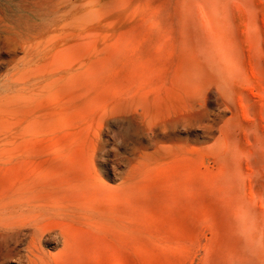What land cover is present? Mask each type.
<instances>
[{
	"label": "rangeland",
	"instance_id": "rangeland-1",
	"mask_svg": "<svg viewBox=\"0 0 264 264\" xmlns=\"http://www.w3.org/2000/svg\"><path fill=\"white\" fill-rule=\"evenodd\" d=\"M29 196L67 210L36 264H264V0H0V203Z\"/></svg>",
	"mask_w": 264,
	"mask_h": 264
},
{
	"label": "bare ground",
	"instance_id": "bare-ground-1",
	"mask_svg": "<svg viewBox=\"0 0 264 264\" xmlns=\"http://www.w3.org/2000/svg\"><path fill=\"white\" fill-rule=\"evenodd\" d=\"M42 197L39 199H32L29 196L27 198L30 199L18 198L10 202L0 203V264H5L12 258H17L21 261L26 259L25 261H27V264H36L32 255L35 253V246H37L39 239L38 231L40 232L39 226L42 217L51 214L50 220H52L51 218L55 217H53L52 214L55 215L56 213L64 211V207L59 205L62 203L58 204L54 202L55 199H53L54 201L51 199V201L49 198L46 199L45 197V199H42ZM64 212L63 214H65ZM63 214H60V216ZM46 220L48 219L46 218ZM54 220H57V218L53 219V221ZM28 229H32L33 231H31L30 234H26L24 231H28ZM62 231L64 232V230ZM23 244L27 245L25 250L27 254L20 252V246Z\"/></svg>",
	"mask_w": 264,
	"mask_h": 264
}]
</instances>
